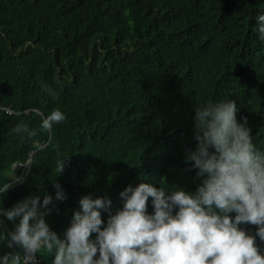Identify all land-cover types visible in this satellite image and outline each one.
Returning a JSON list of instances; mask_svg holds the SVG:
<instances>
[{"label": "trees", "instance_id": "trees-1", "mask_svg": "<svg viewBox=\"0 0 264 264\" xmlns=\"http://www.w3.org/2000/svg\"><path fill=\"white\" fill-rule=\"evenodd\" d=\"M0 219L16 264L23 241L39 264L96 243L104 264H146L179 239H260L264 0H0ZM253 252L247 234L188 264Z\"/></svg>", "mask_w": 264, "mask_h": 264}, {"label": "built area", "instance_id": "built-area-1", "mask_svg": "<svg viewBox=\"0 0 264 264\" xmlns=\"http://www.w3.org/2000/svg\"><path fill=\"white\" fill-rule=\"evenodd\" d=\"M30 165H31V156H29V158L25 162L15 163L12 166L13 172L19 170L20 173H18V175H16V178H14L13 181L9 184L11 188L15 186H19L25 181L28 175L29 169H30ZM244 231H245V228H243L240 231V233ZM223 239L224 238H221V237L211 236L210 239L207 241V244L218 243L222 241ZM259 244L260 246L263 247V250H264V237L263 236L261 240H259ZM109 247L110 245H105V244L104 245L97 244V245L88 247L85 250L86 264H102L103 254L108 251ZM195 248L196 246L194 245L183 244L181 239H179L178 244L166 255V258L164 260L158 261V262H151L149 264H170L177 257L183 255V253H191L192 251H195L196 250ZM174 251L176 253H174ZM23 262L25 264L27 263L37 264V261L34 259L32 251L28 247L25 250Z\"/></svg>", "mask_w": 264, "mask_h": 264}, {"label": "water", "instance_id": "water-1", "mask_svg": "<svg viewBox=\"0 0 264 264\" xmlns=\"http://www.w3.org/2000/svg\"><path fill=\"white\" fill-rule=\"evenodd\" d=\"M0 225L5 227L6 229V233L8 235V246L11 249L12 252V262L11 264H16L17 262V258H18V252H17V248H16V244L14 242V238H13V231H10V229L8 228V226L6 225V222L2 219H0ZM254 231L252 229H248L246 231V233L242 232L239 236H233L231 239H228L224 242L212 245V246H207L204 248H200L198 251L194 252L192 255L188 256L186 259H183L181 262L177 263V264H188L190 263L194 258L199 257L204 255L205 253H208L212 250L215 249H219L225 246H229L231 244H233L234 242H237L239 240H241L244 236H246L247 234H249L251 236V239L253 241V248H254V252L252 254V257L250 259V264H259V262L257 261L258 256H257V251H258V245H257V238L255 237V234H253ZM44 246H41V248H43Z\"/></svg>", "mask_w": 264, "mask_h": 264}, {"label": "clouds", "instance_id": "clouds-1", "mask_svg": "<svg viewBox=\"0 0 264 264\" xmlns=\"http://www.w3.org/2000/svg\"><path fill=\"white\" fill-rule=\"evenodd\" d=\"M29 156H31V164H32V154H30ZM29 156L27 157V159L29 158ZM26 159V160H27ZM25 160V161H26ZM24 161V162H25ZM13 166V165H12ZM30 169H31V165H30ZM30 169H29V171H30ZM11 171L13 172V170H12V167H11ZM13 173H15L16 175H18V173L17 172H13ZM13 173H11V174H13ZM12 181H13V178H12ZM11 181V182H12ZM251 226V225H250ZM251 229V228H250ZM248 229H245V231L244 232H246ZM253 230V229H252ZM254 231V230H253ZM243 232V233H244ZM13 233L14 234H17L18 235V232H17V230H16V228L15 229H13ZM242 233V232H241ZM240 232L238 233V234H235V235H233V236H239L240 234H241ZM13 234V235H14ZM254 234H255V237L257 238V236H256V233H255V231H254ZM232 236V237H233ZM262 236L264 237V233H263V231H262V235H261V238H262ZM231 237V238H232ZM14 238V237H13ZM221 238H223V237H221ZM230 238V239H231ZM261 238L260 239H258L257 238V245H258V251H257V256H258V259H257V261L259 262V264H262L261 263V261H260V257H261V254H264V250H263V247L262 246H260V244H259V240H261ZM229 238H224L222 241H220V242H218V243H221V242H224V241H226V240H228ZM23 243H24V249H23V251H22V256H21V261H22V263L23 264H25L24 262H23V257H24V253H25V250L27 249V247L32 251V253H33V256H34V259L37 261V264H39L38 263V258H37V255L35 254V250H36V246H35V244L34 245H32V244H30V243H27V242H25V241H23ZM218 243H212V244H208V245H206L205 247H207V246H212V245H215V244H218ZM110 245V247H109V249H108V251L107 252H105L104 254H103V257L105 256V254H107L108 252H109V250L111 249V244H109V243H96V244H93V245H89V246H86L85 248H84V250H83V260H82V262H83V264H86V261H85V250L88 248V247H91V246H94V245ZM183 244H189V243H183ZM191 245H194V246H196V250L195 251H192L191 253H188L183 259H186L188 256H190V255H192L194 252H196V251H198L200 248H204V247H201L202 245L200 244V243H195V244H191ZM41 246H44V245H40V248H41ZM176 246V245H175ZM174 246V247H175ZM173 247V248H174ZM44 248V247H43ZM42 249V248H41ZM254 249V248H253ZM172 250V249H171ZM170 250V251H171ZM169 251V252H170ZM174 253H176L175 251H174ZM259 254H260V256H259ZM103 257H102V264H104V261H103ZM200 257V256H199ZM166 258V256L163 258V259H161V260H157V261H142V262H144V263H146V264H149V263H151V262H158V261H162V260H164ZM197 258V257H196ZM177 259V258H176ZM176 259L172 262V263H170V264H177V263H179V262H176ZM182 259V260H183ZM17 260H18V258H17ZM17 263V262H16ZM27 264H32V263H27Z\"/></svg>", "mask_w": 264, "mask_h": 264}, {"label": "rangeland", "instance_id": "rangeland-1", "mask_svg": "<svg viewBox=\"0 0 264 264\" xmlns=\"http://www.w3.org/2000/svg\"><path fill=\"white\" fill-rule=\"evenodd\" d=\"M10 177L13 178V179L16 178V174H15V173L10 174ZM245 233H246V232H245ZM180 262H181V261H180Z\"/></svg>", "mask_w": 264, "mask_h": 264}, {"label": "flooded vegetation", "instance_id": "flooded-vegetation-1", "mask_svg": "<svg viewBox=\"0 0 264 264\" xmlns=\"http://www.w3.org/2000/svg\"><path fill=\"white\" fill-rule=\"evenodd\" d=\"M6 225H7V223H6ZM8 226V225H7ZM9 228V227H8ZM10 229V228H9ZM10 231H11V229H10ZM38 263H39V260H38Z\"/></svg>", "mask_w": 264, "mask_h": 264}, {"label": "bare ground", "instance_id": "bare-ground-1", "mask_svg": "<svg viewBox=\"0 0 264 264\" xmlns=\"http://www.w3.org/2000/svg\"><path fill=\"white\" fill-rule=\"evenodd\" d=\"M254 234V233H253Z\"/></svg>", "mask_w": 264, "mask_h": 264}]
</instances>
